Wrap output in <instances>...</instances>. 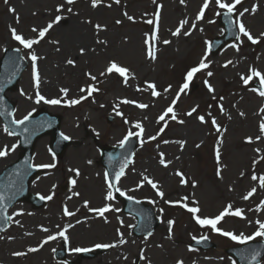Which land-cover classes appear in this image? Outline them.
Wrapping results in <instances>:
<instances>
[{
	"label": "rangeland",
	"instance_id": "374dc122",
	"mask_svg": "<svg viewBox=\"0 0 264 264\" xmlns=\"http://www.w3.org/2000/svg\"><path fill=\"white\" fill-rule=\"evenodd\" d=\"M62 3L65 8L58 13L57 5ZM109 4L111 7H108ZM202 4L203 0H185L184 4L180 0H156L155 4L153 0H121L120 4H116L114 0H103L100 6L92 8L91 0H76L73 5H68L66 0H7V3L0 0V57L4 47L21 46L12 39L10 28H16L26 38L35 37L33 27H45L56 15L64 17L50 29L39 45L34 46L37 54L44 57L37 62L42 95L46 98L60 97L62 94L59 89L67 87L70 89L68 98H78L82 95L79 91L81 87L94 83L85 76L86 72L97 75V86L101 89L78 105L69 107L62 103L47 107L63 116L61 131L71 137L73 142L60 158H52L47 152L50 137L43 136L37 141L33 161L39 164L55 163L56 167L44 169L42 176L33 179L31 191L38 195L52 194L53 199L46 200L47 203L41 208H32L25 202L12 207L10 227L0 234V264H66L64 261H57L53 256V249L61 245V237L49 241L37 252H28L29 248L38 247L48 235L65 228L69 246L67 259L74 264H148V261L151 264H176L177 260H183L186 264H233L234 260L225 253V249L232 245L229 237L228 241L222 236L214 237L210 229L208 238L217 248L203 250L190 247L193 237L205 236L206 229L197 228L191 213H185L182 207L165 201H175L187 196L190 206H195L192 202L198 201L201 209L199 214L202 217H215L231 203L234 208L244 210L245 218L230 215L218 226L237 235L252 234L258 228L256 221H264V207L257 210L261 201H264V188L259 186V180H252L253 173L258 177L264 175V161L253 165L254 160L260 161L264 157V141L246 142V137L255 138L260 134L259 124L264 119V113L260 109L264 107V98L251 90L257 81L246 86L240 78L241 74H249L250 67L264 72V41L253 45L246 37L241 36L243 43L238 52L231 47L237 42L233 41L230 45L209 53V67L196 75L175 106L178 119L185 120V123L180 124L169 119L165 131L156 140L140 145L134 153L133 162L121 179L120 187L128 195L139 200L144 199L159 212L160 209L165 211L163 223L156 226L151 236H147V239L132 236V227L129 226L135 220L122 212L105 213L106 222L104 218L84 207V201L88 200L90 207H103L107 203L113 208H120L116 200L105 199L108 188L104 168L100 165L99 146L117 145L119 139L129 130L137 131L133 126L136 121H141L144 125V139L157 135L160 128L164 127L163 122H158V117L171 104L184 84L186 71L199 64L204 57L207 41L222 34L218 26L217 12L224 10L218 9L213 0L205 10L204 19L196 21ZM253 4L259 6L257 12L246 13L241 19L253 35H258L264 32V0H243L237 9L242 11L243 8H251ZM157 5L163 7L158 30V59L153 62L146 58L144 40L145 33L151 35L153 32V25L146 21L154 18ZM69 7L73 9L71 13L67 11ZM11 8L15 9V13L9 10ZM125 11L135 18V22L127 20L123 15ZM233 16L235 18V14ZM89 19L92 23H85ZM185 19L188 24L184 25L182 31L189 30L193 22L196 23V28L189 36H173L172 32ZM116 20H121L122 23L116 24ZM97 23L106 25V30L97 34L94 29ZM81 32L89 33L86 43L80 44L83 39L77 41L72 36L73 33ZM97 39L107 40L108 43L97 45ZM163 40H170L171 43L164 45ZM53 41H59V44H54ZM57 47L59 51H56ZM80 47L95 51L81 56ZM23 52L28 54L27 49ZM68 58L76 59L77 66L67 65L65 61ZM111 59L128 66L135 74L134 78H129L127 85L122 83L123 78L117 74L99 76ZM229 60L233 63L224 67ZM23 70L24 74L17 80V90L7 93L16 102V118L31 109H40L41 106V103H35L32 65L29 64ZM209 71L213 73L211 77L207 75ZM145 80L155 81L157 90L162 95L153 97L150 91H137L138 86L145 87ZM205 80L212 85L214 92L208 91ZM169 85L172 86L171 90L163 93V89ZM21 89L27 95H21ZM27 96L33 98L28 99ZM125 98L148 104L149 107L140 109L135 105L122 103ZM117 104L118 111L123 116L116 115L113 110ZM221 104L225 109L223 113L219 107ZM196 106L197 113L191 117L184 115ZM240 112L245 115L241 116ZM208 113L216 118L222 129L226 128L223 134L221 176L216 174L218 165L215 159L219 134L211 124ZM198 115H204L208 123L201 124L197 119ZM125 118L130 123L126 124ZM3 129L0 121V148L17 145V139L7 135ZM182 140L186 141L183 148L178 143ZM256 149L260 151L257 152ZM17 153L16 147L6 157L0 158V168L13 161ZM160 153L164 154L166 161L171 162L167 167L159 163ZM89 160L92 161L91 164L87 163ZM74 168L80 170L79 177L71 171ZM177 171L183 172L190 181L195 180L196 186L193 187L190 182L182 185L180 177L176 175ZM143 176L157 182V186L165 193L163 199L147 183L136 188ZM72 179L77 180L75 186L70 183ZM53 185L56 187L53 188ZM253 187L257 188V192L248 200L242 199ZM73 192H79L80 196H73ZM65 206L75 212V215L65 216ZM21 210V215H14ZM169 219L175 221L171 238L167 227ZM17 220L19 224L15 223ZM78 220L81 223H77ZM121 220L123 224L120 223ZM43 228L48 231H43ZM117 229L123 233L127 243L95 254L94 258L78 257L77 253L71 251L76 247L87 248L97 243L116 242L120 238ZM259 239L264 241V237ZM190 248L194 250L190 251ZM13 252H25L26 255L13 256ZM141 254L147 260L141 259ZM260 264H264V259Z\"/></svg>",
	"mask_w": 264,
	"mask_h": 264
},
{
	"label": "snow or ice",
	"instance_id": "6c2138e0",
	"mask_svg": "<svg viewBox=\"0 0 264 264\" xmlns=\"http://www.w3.org/2000/svg\"><path fill=\"white\" fill-rule=\"evenodd\" d=\"M5 2L7 3V0H5ZM75 2H76V0H66V3L68 5H73V4H75ZM114 2L116 4H120L121 0H114ZM212 2H213V0H203V4H202V6H201V8H200V10L196 16V21H200V20L204 19L205 10L209 8L210 3H212ZM242 2H243V0H231V2H228V0H214V3L218 7V9L224 10L223 14L228 18L229 28L235 26L238 29V33L234 34L235 35V41H237V42H234L231 45V47H234L237 52L240 50V46L243 43V40H241V36L246 37V39L248 41H250L253 45H256V44L264 41V32H261L258 35H253L251 30L248 27H246L245 23L241 19L242 17H244V15L246 13H251V14L256 13L259 6L257 4H253L251 8H243L242 11H238L237 6L241 5ZM102 3H103V0H91V7L97 8ZM153 3L155 4L156 0H153ZM180 3L184 4L185 0H180ZM108 7H111V4H109ZM162 7H163V5H157L156 12L154 13V18L148 19L146 21L148 24L154 25L153 32L151 33V35H149L148 33H145V40H144L146 58L150 61H153V62L158 59L157 42L159 41L158 30H159L160 11H161ZM64 8H65V5L63 3L59 4V5H57L56 11L59 13ZM9 10L12 11L13 13H15L14 8H11ZM67 11L69 13H71L73 11V9L71 7H69V8H67ZM233 14H235V19H233ZM123 15L127 18L128 21L135 22V18L133 16L129 15L127 11H125L123 13ZM145 15H147V14H145ZM217 15H221V12L218 11ZM63 19H64L63 16L56 15L54 20L50 21L45 27H42V28L33 27L32 31L36 33L35 37L26 38L22 33H18L16 28H14V27L10 28L12 39L17 41L23 47V49L28 50V59H30L31 65H32V77H33L34 88H35V103H37V104L44 102V103L51 104V105H60L63 103L65 105L71 107V106H75V105L80 104L82 101L87 100L89 97H92L94 93H98L101 91V89L97 86V83H98L97 75H94L91 72H86L85 76L88 77V79L94 83H90V84H87L85 87H81L79 91L82 93V95H80L78 98L69 99L68 97H69L70 89L67 87H62L59 89L60 93L62 94L60 97L46 98L44 95L41 94V91H40L41 75H40V71H39V67H38L37 62L39 60L43 59L44 57H41L37 54L34 46L39 45L41 43V41H43L45 39V37L49 33L50 29H52L55 24L60 23ZM18 22H19V17H17V23ZM213 22L214 21H209V23H213ZM85 23L91 24L92 21L89 19V20H86ZM115 23L121 24L122 21L116 20ZM185 24H188L187 19L180 22V25L175 29L174 32H172V35L177 36V37L180 35H184V36L191 35L192 30L196 28V23L193 22L191 24V28L189 30L182 31ZM106 27H107L106 25H101L99 23L94 25V29H95L97 34L100 31L106 30ZM202 30L203 29H201V31ZM230 34H233V33L230 32ZM125 39H127V38H125ZM53 43L58 45L59 41H53ZM96 43H97V45H107L108 41L97 39ZM162 43L164 45H168L171 43V41L170 40H163ZM59 50H60L59 47H57L56 51H59ZM16 51L20 52L21 49L17 48ZM89 51L94 52L95 49H88L85 47L79 48V54L81 56L86 55ZM210 51H211V44L209 43L208 50L205 52L204 57L201 58L199 64L196 67L191 68L187 72V75L185 78V83L180 87V90L176 93V96L171 101V104L158 117V122H163V124H164V127L160 128L159 133H157V135L148 136L147 139H144L143 138L144 133H145L144 125L141 121H136L133 126L137 131L129 130L127 132V134L123 137V139H121L119 141V146L121 148H124L126 146V144H128V142L130 141V138H132V137H137L140 141L141 146H143V144L148 142V141L156 140L157 136L160 133L165 131V128L167 127L169 119L172 121H176L180 124L185 123V120L178 119V116L174 110L175 106H176L178 100L180 99L181 94L185 93L186 90L189 88V82H191L193 80L195 74L200 72L201 70L207 69L209 67V64L211 62L208 60V54ZM20 59L23 60V59H25V57L21 56ZM65 63L69 66H72V67L77 66L76 59L68 58L65 61ZM232 63H233V61L229 60L225 63L224 67H227L228 65H231ZM112 74H117L119 77L123 78L122 83L125 85L128 84L129 78L130 77L134 78V75H135L128 66L122 65L116 59L109 60L108 64L105 67V70L100 72L99 76L100 77H107V76H110ZM207 75L209 77H211L213 75V73L211 71H209L207 73ZM240 78H241V81L243 82V84L246 86L258 81V87H253L251 90L254 92H257L260 97L264 98V72H261L259 69L255 68V67H250L249 68V74L248 75L241 74ZM205 84L207 85L209 92L215 91L214 88L212 87V85L210 83H208L207 80H205ZM144 85H145L144 88H140L138 86L137 91H150L151 95L153 97H160L162 95V93L157 90V84L155 81L145 80ZM171 87L172 86L169 85L167 88L163 89V93H168L171 90ZM2 91H3V88L0 87V92H2ZM21 95H27L23 91V89H21ZM27 98L32 99L33 97L27 96ZM222 99H223V97H221V100ZM2 100H3V97H0V101H2ZM122 103L132 104V105L137 106L140 109H147L149 107L148 104L138 103L136 100L126 99V98L122 101ZM101 107H103V105H101ZM219 107H220V111L223 113L225 111L223 105L221 104ZM118 109H119V105L117 104L113 109L114 111H116V115L123 116V113L118 111ZM197 110H198V106L193 107L190 111L186 112L184 115L187 117H191V116H193L194 113H197ZM260 112L264 113V107H261ZM239 114L241 116L245 115L243 112H240ZM0 115H3V112H0ZM31 115H32V113L29 112L22 119H19V120L13 119L11 121V123L13 125H17V126L24 125L26 121H29V118L31 117ZM208 116L211 119V124L214 126L216 132L219 134V138L217 139L216 146H215V159H216V162L218 165L216 174H217V176H221L223 134L226 131V128L222 129L221 125L217 122L216 118L211 116V113H208ZM197 119L199 120V122L201 124L208 123V121L206 120L204 115H198ZM229 119H231V117H229ZM124 122L126 124L130 123L126 118H125ZM3 130L9 136L17 135V133L14 130H10V128L7 125L4 127ZM24 131H28V129L25 128ZM259 133L260 134L256 135L255 138H253L252 136L246 137V142L252 143V142H254V140L255 141H264V119H262L260 124H259ZM60 135H61V138L63 140L71 139V137L65 135L64 133H61ZM163 142L169 143V141H163ZM178 143L180 144L181 148H183L184 145L186 144V141L182 140V141H178ZM16 147H17V145H12L11 147L5 145L3 148H0V158L6 157L9 154V152L14 151ZM197 147H199V145H197ZM256 151L259 152L260 149H256ZM110 159H111V156H110ZM261 161H264V157H261L260 161L254 160L253 165L255 166L257 163H259ZM132 162L133 161H132L130 155L125 156L123 159V162L120 165L119 171L116 172V174L112 180L109 179V173L105 172V180L107 182V188H108L107 194L105 196V199L107 201H111V200L115 199L113 190H115V192H118L121 196L127 195V193L125 191H122L117 185H118V182L120 181L121 177L126 175L125 169ZM87 163L91 164L92 161L89 160ZM159 163L161 165H164L165 167H167V165L171 162L166 161L164 159V154L160 153ZM32 167L37 168V169H53L56 167V164L55 163L35 164V165H32ZM71 171L74 173V175L76 177H79L81 175V172L78 168L71 169ZM176 175H178L180 177V183L182 185H187L190 182L192 184V186L195 187L197 184V182L195 180L190 181L189 178H187L183 172L177 171ZM243 175H244V173L242 172L241 176H243ZM252 180L253 181L259 180V186L261 188H264V175H261L258 177L255 173H253ZM70 183L73 186H75L77 184V180L72 179L70 181ZM145 183L151 185V187L153 189H156L157 194L161 199L164 198L165 193L162 190H160V188L157 186V182L153 181L152 179L148 178L147 176H143V178L136 185V188L138 189V188L142 187ZM55 187L56 186L53 185V188H55ZM256 192H257V188L253 187L247 192L246 195H244L242 197V199L248 200ZM72 195L78 197V196H80V193L79 192H73ZM4 199H5V197H4L3 193H0V218H2L5 222H7V221L12 220V216L6 215L7 205L4 203ZM9 199H11V198H9ZM40 199L41 200H52L53 195L52 194L40 195ZM69 199H71V197H69ZM127 199L130 201H133V200H135V197H133L131 195H127ZM136 203H139V201H136ZM152 203H155V201H152ZM165 203H168V204L174 205V206H179V207L186 209L189 213H191L193 215V219L195 220V222L198 225H200L201 227H208L216 233H219L225 237L231 238L233 241H238L240 243H246L248 241L254 240L257 237H264V221H260V220L256 221V224H258V228L252 235H245L244 233H240L239 235H237L234 232L225 231L221 227L218 226L227 216H230V215L245 218L244 217V210L240 209V208H234V206L231 203L226 205L224 207V209L222 211H220L219 214L216 215L215 217H202L199 214L201 212V209L199 207L198 201L192 202L195 204V206H190V202L188 201L187 196H184L181 199L175 200V201H170V200L165 201ZM89 205H90V201L85 200L84 201V207H86L89 212L96 214V216L104 218L106 222H107V218L105 217V213H107L109 211H119V209L113 208V206L111 204H107V203L103 207H90ZM262 207H264V201H261V205L258 206L257 210H259ZM78 210L79 209H77V211ZM160 211H161V213H163V209H160ZM63 213L65 216H74L75 215V212L70 211L67 206L64 207ZM21 214H22V210L20 212L15 213L14 215H21ZM85 219H87V218H85ZM15 223L19 224L20 222L17 220V221H15ZM77 223H81V221L78 220ZM120 223L123 224V221L121 220ZM249 223H251V221ZM174 224H175V221L173 219H169L167 221L169 238H171V233H172ZM68 227H72V225H68ZM129 227H136V226H129ZM0 230H2V229H0ZM42 230L45 232L48 231V229H46V228H43ZM66 232H67V228L60 230L55 234L48 235L46 237V239L44 241H42L38 247L29 248L28 252H37L40 250V248H42L49 241L55 240L58 237H61L65 241H67L68 236L66 235ZM117 232L119 233V236H120L118 241L113 242V243H97L93 246V248L108 249V248L117 247L118 245H123V244L127 243V241L124 239L123 233H121L119 231V229H117ZM151 235H152L151 232L147 233V236H151ZM147 236L145 237V239H147ZM9 239H12V237H9ZM193 239H197V238L194 236ZM206 239H207L206 236H201L199 239H197V243H200L201 241L206 240ZM92 250H93L92 248H81V247H76V248L71 249V251L75 252V253L89 252ZM189 250L192 251L194 249L190 248ZM55 251L56 250L53 249V252H55ZM12 255L19 257V256H25L26 253L25 252H13ZM260 256H261L260 251L255 250V249L250 250V252L248 253L249 264H251V262H253V261H257V258ZM141 259L147 260V258L144 257L143 254H141ZM148 264H151V262L148 261ZM176 264H184V261L183 260H177ZM233 264H235V261L233 262Z\"/></svg>",
	"mask_w": 264,
	"mask_h": 264
},
{
	"label": "bare ground",
	"instance_id": "6f19581e",
	"mask_svg": "<svg viewBox=\"0 0 264 264\" xmlns=\"http://www.w3.org/2000/svg\"><path fill=\"white\" fill-rule=\"evenodd\" d=\"M69 36H71V35H69ZM68 36V37H69ZM72 36H73V38H75V40H77V41H80V39H83L81 42H80V44L81 43H86V41H88L89 40V33H87L86 34V32L85 33H83V32H81L80 34H78V33H73L72 34ZM68 40V42H67V44H69V39H67ZM75 45V44H74ZM74 45H72V46H74ZM47 87H50V86H48L47 85ZM9 98L11 99V96H9ZM54 111H52V113H53ZM56 114V113H55ZM157 212V211H156ZM158 215V217H160L159 216V214H157Z\"/></svg>",
	"mask_w": 264,
	"mask_h": 264
},
{
	"label": "water",
	"instance_id": "95a60500",
	"mask_svg": "<svg viewBox=\"0 0 264 264\" xmlns=\"http://www.w3.org/2000/svg\"><path fill=\"white\" fill-rule=\"evenodd\" d=\"M0 65H1V62H0ZM1 84H2V83L0 82V86H1ZM107 151H109V152L111 151V152H112L113 150H112V149H107ZM107 151H106V152H107Z\"/></svg>",
	"mask_w": 264,
	"mask_h": 264
}]
</instances>
